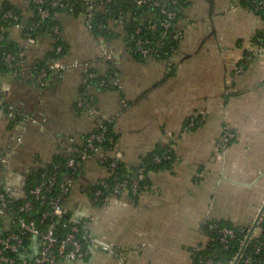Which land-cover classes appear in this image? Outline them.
Listing matches in <instances>:
<instances>
[{
    "label": "crops",
    "instance_id": "crops-1",
    "mask_svg": "<svg viewBox=\"0 0 264 264\" xmlns=\"http://www.w3.org/2000/svg\"><path fill=\"white\" fill-rule=\"evenodd\" d=\"M183 3L175 27L179 46L169 61L136 58L126 29L113 18L99 38L83 17L60 13L55 20L67 47L66 69L51 72L41 87L34 67L53 52L54 39L49 34L39 35L34 44L25 39L23 30L34 18L32 0H0V14L10 6L21 17V26L8 32L25 52L18 75H0V99L29 118L26 124L12 122L0 110L5 160L0 159V190L10 182L15 197L26 198L32 173L65 154L70 139L81 144L101 125L79 105L87 97L113 121L118 140L110 152L128 166H137L159 144L175 143L173 169L152 173L138 199L125 193L102 207L94 205L85 190L106 172L98 159L85 163L67 203L71 220L89 224L93 245L88 260L75 264H192L203 222L226 220L250 228L264 205V50L233 79L264 22L243 0ZM103 46L113 53L111 63L101 58ZM86 67L102 76L117 73L119 86H88ZM191 117L202 119V125L186 131ZM225 127L236 139L218 153Z\"/></svg>",
    "mask_w": 264,
    "mask_h": 264
},
{
    "label": "built area",
    "instance_id": "built-area-1",
    "mask_svg": "<svg viewBox=\"0 0 264 264\" xmlns=\"http://www.w3.org/2000/svg\"><path fill=\"white\" fill-rule=\"evenodd\" d=\"M137 8L141 9H155L157 14L146 13L143 15V19L147 22H141L136 28L133 35L127 32L128 43L131 47L133 54H139L143 59L156 57L162 59L167 56V52L162 51L164 49L170 36L175 37V27L181 14L184 11V3L179 0H130ZM37 5V15L39 21L25 30H33V28H40L46 19L51 16L50 8L66 9L69 13L83 17L86 28L94 35L96 29H108V21L100 22L98 25L94 23V20L98 13L110 14L113 19L119 25L126 28L125 19L127 17H133L131 12L125 10H113L114 6L118 4L115 0H34ZM178 8H175L177 7ZM82 7V10L79 8ZM245 8H247L253 14L259 16L264 22V0H245ZM148 11V10H147ZM157 16L163 17L161 20ZM4 18L17 19L12 12H7ZM187 24L188 21H186ZM20 27V26H17ZM146 27L150 32L148 37H142V29ZM161 28L162 33L158 34L157 29ZM51 36H57L54 38L55 44H60L59 40L61 35V28L59 25H54L51 28ZM25 39L29 44L35 43V38L31 37L27 32H24ZM261 32V35H259ZM183 34V33H181ZM180 34V35H181ZM132 41H131V39ZM264 37V27L255 37L249 47L246 50L245 55L240 64L235 68L234 77L240 76L246 72V68L251 62L264 50L260 43ZM4 30L0 27V43L5 41ZM133 42V44H132ZM262 44V43H261ZM57 53L63 56L60 60L50 59L48 67H39L36 65L35 70V82L41 87L47 86L48 78L53 71H63L66 69L62 62V59L66 56L64 46L61 44L56 48ZM4 62L11 66L14 75H18L20 69L25 65V52L21 51L17 57L11 54H4ZM101 58L107 63H111L113 60V53L103 46ZM17 60L16 64L15 61ZM164 60H171L170 58ZM86 83L89 80H93L97 77V74L90 67H86ZM119 75L112 73L109 77L104 78L99 83V88H116L119 86ZM82 108H86L90 115L98 116L102 121L99 128H103L105 121H111L106 116L100 113L93 102V99L87 97L79 104ZM0 110L4 111L7 117L16 123H28L29 118L24 114L16 110L13 106L6 104L0 99ZM196 125L195 117H192L188 124L185 126L186 131H190ZM104 133L99 135H92L85 143V145H79L75 140L70 139V146L66 149L67 153L78 154L81 162H76L71 156L68 166L71 168L81 167L90 159H98L99 165L106 172V177L100 178L94 181L97 186L108 187L106 179L115 177V184L113 187L114 196L123 195L132 191L137 193L140 190L142 181L148 178L144 168H140L139 171L133 177H127L122 181L117 179V174L114 173V169L118 166L117 160H121L118 155H113L109 151H105L98 147L94 141L102 142ZM236 139V134L233 129L225 127L223 129L221 137H219L216 143V151L223 153ZM21 141V140H19ZM110 143H114V139H109ZM80 147H79V146ZM83 146V147H82ZM101 154V156H99ZM144 156V155H143ZM3 162L5 160L1 158ZM109 159H114L109 166L107 162ZM160 158H156L155 162L160 163ZM141 162V161H140ZM106 166V167H104ZM74 180L69 179L60 183V194L54 197L49 196L52 193L53 188L58 184V177L52 175L47 177L45 174L42 176V180L36 185L32 191L31 196L33 201H27L22 205L17 206V203L23 199L15 197V193L12 189L10 182H7L0 190V264H75L85 262L90 256V249L93 245L91 241V234L89 231V224L85 220L73 221L70 219V208L67 200L72 192ZM102 192H97L94 198V202L101 201L100 197ZM109 199H104V202H108ZM39 204L40 210L36 211V204ZM105 203V204H106ZM33 213V214H32ZM32 217V218H31ZM264 222V213L258 221L257 228L252 232V227L248 229L246 234V243L243 250L237 255L230 264H253L250 259V255L244 256V250L252 239L259 237L263 233L261 223ZM202 223L200 232L201 240L196 246V250H206L208 247L212 248L213 243L219 238L224 248H228V241L235 237V232L232 229L226 227H220L217 224L209 225L207 231L204 230ZM217 233V236H213L212 233ZM251 234V235H250ZM264 247V243H263ZM110 253H118L111 248H105ZM120 253H123L120 251ZM258 254L259 251L253 252ZM208 264H213L212 258L208 260Z\"/></svg>",
    "mask_w": 264,
    "mask_h": 264
},
{
    "label": "trees",
    "instance_id": "trees-1",
    "mask_svg": "<svg viewBox=\"0 0 264 264\" xmlns=\"http://www.w3.org/2000/svg\"><path fill=\"white\" fill-rule=\"evenodd\" d=\"M115 1L118 2V4L114 6L113 10L123 9L126 12H131L133 14V17H127L125 19L126 32H128L131 35H133L135 28L139 24H141V22H146L143 19V15H145L146 13H149V12L152 14H155V15L157 14L155 9H141L140 10L133 3H131L130 0H115ZM179 1L181 3H183V0H179ZM243 5L245 6V0H243ZM46 7L49 9L51 16L44 21L43 26H41L40 28H33V30H29V31L28 30L26 31L24 29L25 30L24 32H27L31 37H34L35 39L41 34H49L51 36V29L50 28L54 25H60L55 20L57 15H59L60 13H69L66 9L50 8L48 6H46ZM81 8L82 7H80L79 10H82ZM175 8H178V6ZM32 9L34 11V18L29 22V25L27 27H30L31 25H33L39 21V17L37 15V5L34 3V0H32ZM9 11L12 12L13 15L15 17H17V19H12V18L6 19V18H4L5 13H7ZM112 18H113V16H111L110 14L98 13V15L96 16V18L94 20V23L96 25H98L101 21L106 23L107 21H109ZM157 18L161 20L163 17L157 16ZM21 22H22L21 17L17 13V11L10 6H7L4 9V11H2L0 14V27L4 30V34H5V38H6L5 41L0 43V75L6 74V73L14 74L11 66L6 64L3 60V58L5 57L4 54H11V55L17 57L18 54L22 51V49L19 48V46L17 44H15L10 39L9 32H8V29H10V28L21 26ZM146 24H147V22H146ZM157 33L161 34L162 29L158 28ZM106 34H107V30H105V29H100V30L96 29L94 31V36L99 37V38H104ZM149 35H150V32L147 30L146 27H144L142 29V37L146 38ZM259 35H261V32ZM53 37L57 38L58 35L53 36ZM130 39H131V37H130ZM131 41H132V39H131ZM59 43L62 46H64V49H65L64 53L66 54V52H67L66 45L64 43H62L61 40H59ZM261 43H260L261 47L264 48V37H263ZM60 44H55L53 52H51V54H49L48 57H46L43 61H41L37 65L39 67H42V66L48 67L49 66L48 62L50 59L60 60L63 56V53L59 55L57 53V50H56V48H58ZM132 44H133V42H132ZM178 46H179V41L176 40L175 37L170 36V38L168 39L164 49H162V51L167 52L166 53L167 56L162 57V59L170 58L175 53H177ZM134 55L136 58L143 60V58L139 54H134ZM16 62H17V60L15 61V64H16ZM95 73L97 74V77L93 80H89L88 86L99 88L100 87L99 86L100 81L103 80L104 78L109 77L113 72L110 71L106 76L99 75L96 71H95ZM109 88H111V87H109ZM109 88H101V89H109ZM191 118H189L187 120V122L185 123V126L188 124V121H190ZM195 121H196V125L191 130H195L199 126L202 125V119L195 118ZM102 133H104L103 141L102 142L94 141V143L98 147H101V149H103L105 151H113V149L115 148L116 142L118 140V136L114 132L113 121H105L103 123V128L98 127L92 133L87 135L84 138L83 142L79 145L84 146L86 141L92 135H94V134L99 135ZM110 138H113L115 142L110 143L109 142ZM70 156L76 162H81V159H80V157H78V154H76V153L70 154V153L66 152L65 154L62 153V154L56 155L53 163L51 165H49L46 169L32 173V175L30 176L28 183L26 185V198L19 201L17 203V206L22 205L23 203H25L27 201H31V200L33 201V198H32L30 193H31L32 189L36 185H38V183L42 180V176L44 174L47 177L52 176V175H56L58 177V184L55 185L52 193L49 194V196H51V197H54V196H57L60 194V191H61L60 190V183L61 182H65L69 179H73L74 181L78 180L83 173L82 170H83L84 165H81V167H77V168L69 167L68 163H69ZM156 158H160V160H161L160 163L155 162ZM177 160H178V157H177V154L175 151V143L174 142L163 143V144H159L153 151L144 155L141 158V162L137 166L130 167L124 161L117 160L118 166L114 169V173L117 174V179L119 181H122L123 179H125L127 177H133L137 173V171H139L140 168L145 169V172L148 175V178L146 180L142 181V183L140 185V190L137 193H133L132 191H130L128 193L134 199H138V197L142 193H144L146 190H148V188L150 186V183H149L150 175L152 173L161 172V171H171L173 169L175 163L177 162ZM114 161H115L114 159H109V161L107 162V165L109 166ZM104 167H106V166H104ZM115 182H116L115 177L112 176V177L106 179V183L108 184V187H102V186H97L95 184H92L85 190V192L88 193V195H89V197H90V199L94 205H96L98 207H102L106 203V202H104V199L107 200L110 197L114 196L113 187H114ZM99 191L102 192L103 195L100 197L101 201H98L95 203L93 200L96 196V193ZM121 196L122 195H118L116 197L120 198ZM35 204H36V211L33 213H38L43 208L39 209V207H38L39 204L38 203H35ZM204 223H206V225H204L205 231L208 230L209 225L217 224L220 227H226V228L232 229L235 232V237L228 241V248L227 249L223 247L219 238L215 241V243H213L212 248L210 246V248L208 247L206 250H196L195 247L198 246V245H196L194 247V249H192V264H208V260H210L211 258H212L213 264H230L234 260V258L237 255H239L241 253V251L243 250L244 245L246 243L245 237L247 234V232H245V231H248L249 228L237 227V226L233 225L230 221H226V220H207ZM261 227L263 229L262 235H260L257 238L252 239V241L249 242L246 249L244 250V256L246 257L247 254L250 255V259L253 261V264H264V247H263V243H264V222L261 223ZM212 235L217 236V233L213 232ZM255 251H259V253L254 254L253 252H255ZM242 264H243V262H242Z\"/></svg>",
    "mask_w": 264,
    "mask_h": 264
},
{
    "label": "water",
    "instance_id": "water-1",
    "mask_svg": "<svg viewBox=\"0 0 264 264\" xmlns=\"http://www.w3.org/2000/svg\"><path fill=\"white\" fill-rule=\"evenodd\" d=\"M264 213V205H263V207H262V209H261V211H260V213H259V215H258V218L256 219V221H255V223H254V225H253V227H252V232H251V234L254 232V230L257 228V224H258V221H259V219L261 218V216H262V214ZM250 234V235H251Z\"/></svg>",
    "mask_w": 264,
    "mask_h": 264
},
{
    "label": "rangeland",
    "instance_id": "rangeland-1",
    "mask_svg": "<svg viewBox=\"0 0 264 264\" xmlns=\"http://www.w3.org/2000/svg\"><path fill=\"white\" fill-rule=\"evenodd\" d=\"M110 152V151H109Z\"/></svg>",
    "mask_w": 264,
    "mask_h": 264
}]
</instances>
